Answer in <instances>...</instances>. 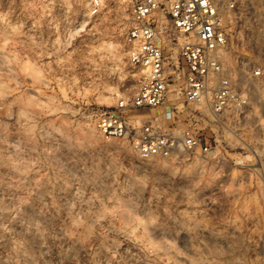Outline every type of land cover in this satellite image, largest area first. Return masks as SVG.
<instances>
[{
  "label": "rangeland",
  "instance_id": "obj_1",
  "mask_svg": "<svg viewBox=\"0 0 264 264\" xmlns=\"http://www.w3.org/2000/svg\"><path fill=\"white\" fill-rule=\"evenodd\" d=\"M160 1L170 71L182 64ZM91 6L0 0V264H264V0L223 12L228 44L209 85L228 84L240 106L179 97L174 120L160 107L125 112L129 128L151 121L175 136L150 158L98 125L146 71L127 57L130 2ZM184 128L208 151L185 149Z\"/></svg>",
  "mask_w": 264,
  "mask_h": 264
},
{
  "label": "built area",
  "instance_id": "obj_2",
  "mask_svg": "<svg viewBox=\"0 0 264 264\" xmlns=\"http://www.w3.org/2000/svg\"><path fill=\"white\" fill-rule=\"evenodd\" d=\"M132 25L126 33L130 44L127 51L132 66L143 67L146 71L134 94L120 99L114 109L99 120V128L106 136L129 137L134 148L144 158L166 156L176 145L171 132H164L158 124L151 121L140 128H129L125 112L132 109H151L160 107L162 120H174L179 111V97L187 104L199 108L208 102L212 112H221L227 106L243 103L241 94L224 83L220 86L209 85L211 78L220 74L222 65L219 53L228 44V25L223 12L237 6L238 0H167L165 9L177 33L179 56L183 82L171 87L170 77L179 76L181 68L174 61L168 70L167 56L158 43L157 28L153 15L160 9V0H129ZM100 0H92L91 12L96 13ZM251 75L260 74L259 68H252ZM175 96L169 98L168 94ZM179 94V96L177 95ZM193 117V113H190ZM190 128L181 131V145L185 149L199 146L203 152L209 146Z\"/></svg>",
  "mask_w": 264,
  "mask_h": 264
}]
</instances>
